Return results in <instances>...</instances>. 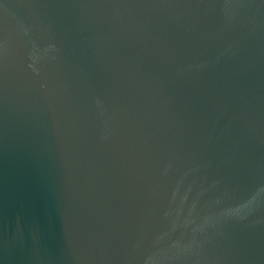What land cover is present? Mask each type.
I'll return each mask as SVG.
<instances>
[{"label":"water","instance_id":"95a60500","mask_svg":"<svg viewBox=\"0 0 264 264\" xmlns=\"http://www.w3.org/2000/svg\"><path fill=\"white\" fill-rule=\"evenodd\" d=\"M0 264H264V0H0Z\"/></svg>","mask_w":264,"mask_h":264}]
</instances>
